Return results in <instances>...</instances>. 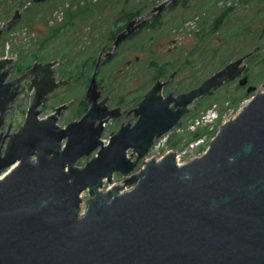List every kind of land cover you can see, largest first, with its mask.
I'll list each match as a JSON object with an SVG mask.
<instances>
[{"label": "water", "instance_id": "obj_1", "mask_svg": "<svg viewBox=\"0 0 264 264\" xmlns=\"http://www.w3.org/2000/svg\"><path fill=\"white\" fill-rule=\"evenodd\" d=\"M180 1L162 2L117 34L111 51L97 58L85 97L88 112L65 127L58 124L64 107L40 118L49 94L69 84L55 82L58 62L36 63L8 80L14 58L0 59V129L23 79L48 70L28 88L35 94L23 125L0 134V264H264V87L247 89L250 100L201 157L183 165L175 152L143 160L196 110L194 102L239 79L258 48L178 97L174 89L162 95L170 80L157 81L134 107L137 121H123L108 142L101 139L106 124L119 117L107 105L109 96L101 100L102 63ZM20 18L17 10L0 28V40ZM248 82L245 76L238 85ZM93 153L84 166L76 165ZM115 174L123 184L104 190Z\"/></svg>", "mask_w": 264, "mask_h": 264}, {"label": "rangeland", "instance_id": "obj_2", "mask_svg": "<svg viewBox=\"0 0 264 264\" xmlns=\"http://www.w3.org/2000/svg\"><path fill=\"white\" fill-rule=\"evenodd\" d=\"M48 1L47 4L43 5L45 9L42 13L37 15L36 11L38 9H34V0H0V28L13 18L17 10L21 13V18L16 26L8 33H5L0 40V59L4 57L14 58V69L11 71L9 77L10 80L14 79L16 75L22 73L17 72L16 66L17 64H21L20 62L18 63V61L22 57H25L24 60L27 61L26 63H29L28 65L30 66L35 62V60H32V58H35L34 55L39 59H43L46 63L56 60L59 65L56 66L55 71L56 76L59 78L68 77V72L74 74L75 77H79L81 62L88 58L90 59L89 64H91V60L97 59L101 53L102 47L105 46L101 43H97V40H100L99 34L104 32L116 13V10L110 5L109 0ZM164 1L165 0H158L156 5H159ZM241 1L242 0H189V8L187 10L166 13L165 17H163L166 27L154 32L153 44L150 45L148 43H143L142 39L138 38L132 43L124 45L117 51L119 54H122L130 48L144 46L138 51L126 53L121 66L124 69L123 75L121 76L123 77L122 79H120V74L118 72L110 74L111 67L117 65L116 63L119 62V60L110 64V67L106 66L101 71L99 70L98 79H101V88L104 87L101 90V97L107 98L109 96L107 103L110 107L115 106V101H118L121 97L124 98L126 109L136 107L137 101L135 102V99L142 100L143 95L154 85V83H152L144 90H138L139 86L144 83V79L140 77V73L143 71H140L144 69L147 62L153 58H157L161 61L169 60L173 62V64L179 65L183 62L185 57H191V66L185 69L183 68L178 73V79L173 81L169 87L164 88L162 93L166 96L169 92H172L174 88L178 89L177 94L194 89L196 83L198 84L201 82L200 84H202V82L213 73L223 69L232 61L245 55L244 53L238 54V51L234 49V47L238 45V42H242V40L241 38L234 37L232 34L238 26L245 27V24L248 22H250L251 29H253L252 34H256L262 39L260 43L261 47L256 52H259V55L250 61H245L247 75L249 76L247 77L250 78L249 81L251 86L262 90L264 87V0H253L249 4L241 3ZM94 2L101 4V11L97 17L90 18L87 17V15L78 17L73 22L74 26L69 27L67 32H63V34L56 39L46 40L50 34L51 28L63 23L66 18L67 9L75 12L78 4L84 5L86 3ZM120 5L121 4L116 7H119ZM231 5H234L236 9L233 18L227 21L226 26L216 31L213 35L209 33L207 36L208 38L205 37L203 40L198 41L196 32L200 30L203 24L205 27V24L211 22L212 17L216 16L221 9L225 6ZM7 6H15L16 8L12 11L11 16H9L8 19H3L1 12ZM26 8H33L34 11H30L29 14L25 16L24 12ZM56 12L63 14V19H59L56 16ZM182 19L184 20L183 22H181ZM175 20L177 23L174 22ZM202 20L204 23H201ZM238 20L241 21L237 22ZM30 21H33V24L27 26ZM249 35L250 34H247L248 41L257 37ZM221 39H223V42L220 41ZM43 41L46 42L44 45L45 49L43 48V51H38L39 45ZM242 43L244 44V42ZM175 44L177 45L176 48L174 47ZM172 47H174V50L170 51V48ZM240 48L241 46L238 45L237 50H240ZM228 49L229 52H227ZM150 50H153L154 53H151ZM214 50H218L217 63L214 61L213 64L210 65V58L212 57ZM31 51H33L34 54H30ZM137 56L140 57V60L142 61L139 66L135 64V58ZM128 62H130V65ZM89 72L88 75L91 76L94 69H91ZM170 74H172V71ZM168 79L170 78H163L161 80ZM85 81L86 78H77L72 85H68L55 92L49 102H47V105L40 107V118H46L49 114H53L56 106L74 101L73 107L63 111L62 116L61 114L58 116V124L65 127L72 121H77L78 119L74 116V113L80 108L82 95L85 93L83 85ZM236 87L237 85L235 83L225 85L213 96L207 97L203 104L192 113L207 108L213 103H217L220 109L223 110L225 105L224 102L229 100V98L234 97V94L239 96V98H242L238 104L231 102L233 115L236 112L239 113L242 107L250 100L252 94L248 93L249 96L247 97L245 96L246 88L237 90ZM32 98V94L30 93H22L16 98L10 112L8 113L4 126L0 129V134L2 132L3 134H6L8 132V127L10 134L17 132L20 129L25 121L26 113L31 104ZM125 117L126 116L119 120H112L106 124L101 138L105 143L109 141L113 132L115 133L119 130L123 121V125L127 124L129 121L130 123H133L132 115L126 117V119ZM199 131L203 132L201 129ZM173 134L175 135L170 136L173 138L171 143L166 141L163 144V141H161L160 148L152 152L150 156L159 159L169 151L177 153L178 150L179 152L183 148L181 145L182 142L179 141L180 136L178 134ZM213 134L211 136H213ZM188 137L189 136L186 135L184 138L188 139ZM95 154L96 153H93L89 158L84 157L80 159L76 165L79 167L84 166L89 159L94 157ZM140 168H142V160L139 162L136 170H139ZM112 183L113 184L106 181L103 189L107 190L115 184H123L122 176L120 174H115ZM87 197L88 194L86 192L83 194L82 199L86 200Z\"/></svg>", "mask_w": 264, "mask_h": 264}, {"label": "trees", "instance_id": "obj_3", "mask_svg": "<svg viewBox=\"0 0 264 264\" xmlns=\"http://www.w3.org/2000/svg\"><path fill=\"white\" fill-rule=\"evenodd\" d=\"M109 1H110V5H112V8L116 10V13H115V16L113 17L112 21L107 25L104 32L99 34L100 40H97V43H101L103 46L105 45L104 47H102L101 52L106 51V50H111L112 44H113L117 34L120 33L121 31H123L124 27H126V25L132 19H134L137 16H141V15L145 14L151 8L157 6L156 2L158 0H152V1H149V0H138V1H136V0L135 1H133V0H109ZM188 1L189 0H181L177 5L171 6L170 8L165 10L161 15L154 17L138 33H136L134 36L128 38L126 41L121 43L118 50H120L124 45L130 44L138 38H141L143 43H148L150 45L153 44L154 32L159 31L161 29H164L166 27V25H165L166 23L163 21V17H165V14L168 12L173 13V12H177L179 10H187L189 8ZM252 1L253 0H242L241 3H248L249 4ZM48 2H49L48 0H46V1L34 0V9H38L36 11L37 15H40L42 13V11L45 9L43 7V5L47 4ZM119 4H121V5L119 7H116ZM100 7H101L100 3L94 2V3H86L84 5L78 4L77 8L75 9V12H73V10L67 9L66 18L63 21V23L62 24L60 23V25L52 27L50 30V34L48 35V38L46 40L56 39L61 34H63V32H67V29L69 27L74 26L73 22L78 17H82L84 15H87V17H90V18L97 17V15H99L100 11H101ZM15 8H16L15 6L14 7L13 6H7L5 9H3L1 12V16L3 17V19H8V17L11 16V13ZM68 8H69V6H68ZM34 9L33 8L32 9L26 8L24 15L27 16V14H29L30 11H34ZM235 9L236 8L234 5L225 6L223 9H221L219 11V13L216 14V16L212 17L211 22L205 24L206 28L204 27V24H203V26L200 28V30L198 32H196V35L198 36L197 37L198 41L203 40L205 37L208 36L209 33L211 35H213L216 31H218L222 27L226 26L227 21L233 18V14L235 12ZM183 21L184 20L182 19L181 22H183ZM240 21L241 20H238L237 22H240ZM174 22L177 23L176 20ZM201 23H204V21L202 20ZM32 24H33V21H30V22H28L27 26H31ZM235 25H240V24H235ZM241 31H243V32H241ZM252 33H253V29H251L250 22L245 24V27L238 26L236 28L235 32L232 35H234V37L241 38L242 42H244V44L242 42H238V45L241 46L240 50H237L238 45H236L234 47V49H236V51H238V54L244 53L245 55H247L250 52L256 50L257 48L259 49L261 47L260 43H261L262 38L260 36H257L256 34H252ZM247 34H250L251 36H257V37L252 38L250 41H248L247 40ZM142 36H143V38H142ZM45 41H43L39 45L38 51H43L45 49V46H44L46 43ZM220 41L223 42V39H221ZM143 47L144 46H136L134 48H130L129 50L123 52L122 54H119L117 52L115 57L113 59H111L110 61L104 62L101 65L99 70L101 71L106 66H109L110 64H113L119 60V62L116 63L117 65H113L111 67L110 74L118 72L120 74V79H122L123 77H121V76L123 75L124 69L121 66L123 64L122 61H123L126 53L127 52L131 53L132 51H138V50L142 49ZM174 47L176 48L177 45L175 44ZM174 47L170 48V51H173ZM150 51H151V53H154L153 50H150ZM227 52H229V49L227 50ZM30 54H34V52L31 51ZM217 54H218V50H214L212 53V57L210 58V61H211L210 65H212L214 61H215V63H217ZM258 55H259V52L255 53L252 57L248 58L247 60L250 61L253 58H256ZM34 56H35V58L34 59L32 58L33 61L35 60V62L36 61L44 62L43 59H41V58L39 59L36 55H34ZM24 59H25V57H22L18 61V63L20 62L21 64L20 65L17 64V66H16L17 72H24L29 68V65H28L29 63H26L27 61H25ZM96 60L97 59H92L91 64H89L90 59H88V58L81 62L82 64L80 65L79 69H80V73L82 74L83 77H85V78L89 77V79H90V75H88V73H90L89 71L91 69L95 68ZM141 62L142 61L140 60V57L137 56L135 58V64L139 66V64ZM128 64L130 65V62H128ZM191 64H192L191 57H185L183 62H181L179 65H177V64L175 65V64H173V62H171L169 60L161 61L157 58L150 59L147 62V64L145 65V68L140 71V72L143 71L142 73H140L141 74L140 77H142L144 79V83L139 86L138 90L139 91L144 90L148 85L154 83L157 80H160V79L168 76V74H170L171 71L174 72L176 70L179 73L183 68L185 69V68L191 66ZM98 73H99V71H98ZM67 74H71V73L68 72ZM100 81H101V79H100ZM200 83L201 82H199L198 84L196 83V85L198 86ZM196 85H194L195 88L197 87ZM236 89L240 90L241 87L237 86ZM245 96L248 97L249 94L246 93ZM241 99L242 98H239V96L234 94V97L229 98V100H226V101H229L230 103L232 102L234 104H238ZM203 102L199 103V105L201 106L203 104ZM86 108H87L86 103L83 102L81 99L80 111H79L78 115L82 114L86 110ZM194 135H199V134L196 133ZM171 142H172V139L169 141V143H171Z\"/></svg>", "mask_w": 264, "mask_h": 264}, {"label": "built area", "instance_id": "obj_4", "mask_svg": "<svg viewBox=\"0 0 264 264\" xmlns=\"http://www.w3.org/2000/svg\"><path fill=\"white\" fill-rule=\"evenodd\" d=\"M59 12H56V16L59 19H63V14H61L62 12ZM224 104L223 110L220 109L217 103H213L207 108L198 111L195 115L185 119L176 129L157 141L152 147L149 155L146 156L144 160L148 161L155 159L150 156V154L160 148L161 141H163V144L166 141L169 143V141L173 139L170 136L175 135L173 133L180 136L179 141L182 142L181 145L183 146V148L179 152L177 150L176 153V161L178 165L186 164L193 159L204 155L209 149L210 143L219 131L221 125L229 121L231 117V119H233L238 114V112H236L233 115V107L229 101L224 102ZM200 129L203 130V132H200ZM196 133L199 135H194ZM212 134L213 136H211ZM186 135L189 136L188 139L184 138ZM163 156L156 160H160Z\"/></svg>", "mask_w": 264, "mask_h": 264}, {"label": "flooded vegetation", "instance_id": "obj_5", "mask_svg": "<svg viewBox=\"0 0 264 264\" xmlns=\"http://www.w3.org/2000/svg\"><path fill=\"white\" fill-rule=\"evenodd\" d=\"M156 7V6H155ZM155 7H153V8H151L149 11H147L145 14H143V15H146V14H148L149 12H151ZM167 10V9H166ZM163 13V12H162ZM161 13V14H162ZM160 14V15H161ZM143 15H141V16H143ZM155 17H157V16H155ZM154 17H152L151 19H150V21L153 19ZM149 21V22H150ZM148 22V23H149ZM146 26V25H145ZM124 29H125V27H124ZM123 29V30H124ZM118 51V50H117ZM106 52H108V50H106V51H102L100 54H105ZM99 54V55H100ZM97 61V60H96ZM110 61V60H109ZM36 63H42V62H38V61H36V62H34L32 65H30L29 66V68L26 70V71H24V72H22L21 74H19V75H16V77H14V79L15 78H17V77H19V76H22V75H25V74H27L28 72H29V70L32 68V66L34 65V64H36ZM43 63H46V62H43ZM103 64V63H102ZM59 65V64H58ZM57 65V66H58ZM55 68L56 67H54V78H55V82L56 83H58L59 81H67V82H69V84L68 85H72L73 83H74V81L76 80L74 77V74H69V76L68 77H66V78H63V77H58V76H56V71H55ZM95 69V68H94ZM80 73V72H79ZM47 74H48V70H43L41 73H39V75H28L25 79H23V81H22V84H21V90H22V93H30V94H32V97L34 98V94H35V92L32 90V91H28V88L30 87V85L34 82V83H40V81H42L43 80V78H45L46 76H47ZM93 75V74H92ZM92 75L90 76V79H89V77H87L86 78V81H85V83L83 84L84 85V88H85V93H83V95H82V101L83 102H85L86 103V105H87V108H86V110L82 113V114H79L78 115V113H79V111H80V108L74 113V116L75 117H77V121H79L87 112H88V110H89V108H90V105L87 103V101H86V99H85V97H86V92H87V89H88V87H89V84H90V81H91V78H92ZM245 76H248L247 75V69L245 70V72L242 74V76L239 78V79H237L236 81H234V83L238 86V83H239V81H240V79H242L243 77H245ZM83 76H82V74L80 73L79 74V78L78 79H80V78H82ZM249 77V76H248ZM83 78H85V77H83ZM165 78H170V79H168V80H170V83L167 85V86H165L164 88H167V87H169L170 85H171V83L173 82V81H176V79H178V72L175 70L174 72H172V74H168V76H166V77H164V79ZM163 79V78H162ZM8 80H10V79H8ZM13 80V79H12ZM161 80V79H160ZM157 81H159V80H157ZM157 81H155L154 82V84L157 82ZM163 81H166V80H163ZM68 85H65V86H62V87H60V88H58V89H56V90H54L52 93H50L49 94V96H48V98H47V100H46V102L42 105V107L43 106H45V105H47V102H49V100H50V98L53 96V94L55 93V92H57V91H59V90H61L62 88H64V87H66V86H68ZM98 85H99V89H101V81H100V79H98ZM154 86V85H153ZM153 86H152V88H153ZM251 85H250V81L248 82V85L247 86H245V87H241V88H246V93H247V89L250 87ZM151 88V89H152ZM164 88H163V90H164ZM150 89V90H151ZM149 90V91H150ZM175 90V91H174ZM174 90H173V94H174V97H178L180 94H182V93H186V92H181V93H179V94H177V92H178V89L176 88H174ZM148 91V92H149ZM147 92V93H148ZM163 92V91H162ZM188 92V91H187ZM147 93H145L144 95H143V98H144V96L147 94ZM171 92H169V94H170ZM169 94H167L166 96H168ZM162 95H163V93H162ZM164 96V95H163ZM166 96H164V97H166ZM33 98H32V100H33ZM142 98V99H143ZM102 99H105V98H102L101 97V100ZM141 99H135V102L137 101V105H136V108L138 107V105L141 103V101H140ZM205 100V99H204ZM204 100H200V101H196V103L194 102V105L196 106V109H198L199 108V103H201V102H203ZM32 102V101H31ZM107 102H108V98H107ZM13 104H14V102H13ZM13 104L12 105H10V109L8 110V112H7V116H8V113L10 112V110H11V108H12V106H13ZM125 101H124V98H120L118 101H115V106H112V107H110V105L107 103V105H108V107H109V109L110 110H114V109H117L116 110V114H118L119 115V117L117 118V119H113V120H119V119H122L124 116H126V117H129V116H133L132 117V124H134L136 121H137V118H135L134 117V109L135 108H130V109H126L125 108ZM73 105H74V101L73 102H71V104H69V105H67V106H63V105H61V106H58V107H55L54 108V111H53V113H55V111H56V109L57 108H59V107H64V109L63 110H65V109H69L70 107H73ZM191 106V105H190ZM189 106V107H190ZM188 107V108H189ZM129 110V111H128ZM192 112H190L189 114H187L186 116H184L180 121H179V124H181L187 117H189L190 116V114H191ZM52 114V113H51ZM7 116H6V118H7ZM112 121V120H111ZM110 121V122H111Z\"/></svg>", "mask_w": 264, "mask_h": 264}, {"label": "bare ground", "instance_id": "obj_6", "mask_svg": "<svg viewBox=\"0 0 264 264\" xmlns=\"http://www.w3.org/2000/svg\"><path fill=\"white\" fill-rule=\"evenodd\" d=\"M181 165V164H180ZM183 165V164H182Z\"/></svg>", "mask_w": 264, "mask_h": 264}]
</instances>
